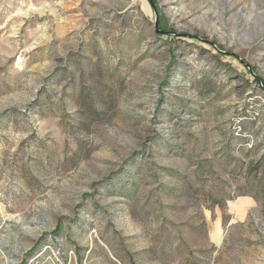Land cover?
<instances>
[{
  "label": "rangeland",
  "instance_id": "rangeland-1",
  "mask_svg": "<svg viewBox=\"0 0 264 264\" xmlns=\"http://www.w3.org/2000/svg\"><path fill=\"white\" fill-rule=\"evenodd\" d=\"M0 264H264V0H0Z\"/></svg>",
  "mask_w": 264,
  "mask_h": 264
},
{
  "label": "water",
  "instance_id": "water-1",
  "mask_svg": "<svg viewBox=\"0 0 264 264\" xmlns=\"http://www.w3.org/2000/svg\"><path fill=\"white\" fill-rule=\"evenodd\" d=\"M155 12V11H154ZM154 24L156 25V14H155V19H154Z\"/></svg>",
  "mask_w": 264,
  "mask_h": 264
}]
</instances>
